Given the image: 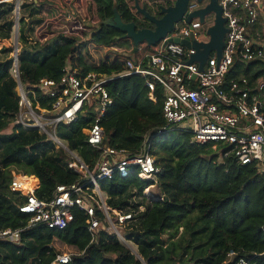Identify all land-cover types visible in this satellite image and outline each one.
<instances>
[{
	"label": "trees",
	"instance_id": "obj_1",
	"mask_svg": "<svg viewBox=\"0 0 264 264\" xmlns=\"http://www.w3.org/2000/svg\"><path fill=\"white\" fill-rule=\"evenodd\" d=\"M83 1L92 5L99 20L90 35L80 37L59 30L44 41L30 40L26 32V18L40 20L34 16L41 12L43 3L26 0L21 6L30 12L20 18V80L26 90L37 91L42 106L48 105V99L36 88L42 78L59 80L68 68L81 76L91 71L117 74L127 68L129 59L138 61L156 50L144 41L134 54L133 40L104 23L113 17L116 4L125 22L135 21L138 28L151 27L134 4L128 0ZM14 8L12 1L0 2V229L23 231L18 242L0 240V264H50L58 253L53 246L55 238L75 246L80 253L67 264H234L228 258L231 249L238 252L236 258L243 256L252 264H264V173L233 158L217 162L209 145L192 141L187 131L160 133L166 124L163 89L158 86L151 96L146 78L136 74L108 83L113 102L102 125L103 146L126 149L131 154L140 152L149 136L151 153L161 169L157 187L163 199L149 202L146 213L125 232L137 245L140 257L103 229L93 238L88 216L77 206L72 208L73 221L64 229L43 223L28 225L31 215L20 210L24 197L10 189L14 172L38 177L36 194L41 199H50L58 185L75 182L78 173L68 166L63 149H57L37 129L24 128L17 121L21 96L12 73L16 62L11 39ZM257 24L251 29L255 37ZM243 76L251 81L264 78V62L246 64L238 55L227 79ZM91 119V115L81 116L70 125L58 126L59 137L88 163L101 152L85 139L83 128ZM150 183L135 174L119 173L101 180L115 208H125L133 191L143 194ZM97 217L103 219L100 212Z\"/></svg>",
	"mask_w": 264,
	"mask_h": 264
},
{
	"label": "built area",
	"instance_id": "obj_2",
	"mask_svg": "<svg viewBox=\"0 0 264 264\" xmlns=\"http://www.w3.org/2000/svg\"><path fill=\"white\" fill-rule=\"evenodd\" d=\"M4 1L15 3L13 12L15 18L20 19L21 6L26 0H0ZM77 1H69L65 10L66 18L72 22L81 15ZM262 1L219 0L227 27L222 56L218 59L213 51L203 70L199 69L198 62H188L195 54V48L175 39L191 40L193 36L198 42H209L208 29L214 24V13L211 20L209 14L206 15L204 22L198 17L189 22L185 15L155 45L154 52L145 54L138 61L129 59L127 68L120 73L108 75L91 71L81 76L77 70L68 68L59 80L42 78L36 88L48 99L46 106L37 100L35 89L26 90L19 86L18 123L24 128L37 129L57 148L63 149L69 158L68 166L78 173L75 182L60 184L50 199H41L36 194L40 186L39 178L14 172L10 189L24 197L20 210L31 215L28 225L43 223L49 228L64 229L73 221L72 208L77 206L88 216L87 225L93 238L103 229L116 235L125 245L134 243L127 239L125 232L146 213L149 202L163 199L152 191L158 184L161 169L151 153L149 136L143 149L131 154L126 149L103 146L102 125L113 102L107 89L108 83L132 74L146 78L151 96L158 86L163 89L166 124L159 129L160 133L187 131L192 135V141L209 145L217 162L233 158L240 164L254 165L260 173H264V78L258 77L255 81L247 76L227 79L238 55L246 64L264 62V43L251 33L259 21ZM200 6L197 0H191L189 12ZM12 73L18 78L17 66ZM89 115L92 119L83 128L85 139L91 146L101 149L99 157L91 163L86 162L58 135L59 125H70L79 117ZM116 173L121 176L135 174L151 183L143 194L134 190L125 208H115L109 203L110 196L102 188L101 180L111 179ZM32 177L37 179L33 187ZM97 212L103 215V219L97 217ZM22 231V228L0 229V240L18 242ZM77 254L80 253L58 250L50 264H67ZM237 255L238 252L231 249L228 252L229 261L252 264L243 256L236 258Z\"/></svg>",
	"mask_w": 264,
	"mask_h": 264
},
{
	"label": "water",
	"instance_id": "obj_3",
	"mask_svg": "<svg viewBox=\"0 0 264 264\" xmlns=\"http://www.w3.org/2000/svg\"><path fill=\"white\" fill-rule=\"evenodd\" d=\"M159 1V0H158ZM191 0H175L172 5L161 6L160 13L161 18H157L153 15L147 8V5H141L139 0H135L136 11L142 14L146 19L154 23V27H141L138 28L135 21L125 22L122 19L121 14L117 10V5H114V15L111 18L104 20V23L115 27L125 35L131 38L135 44L134 54L138 51L140 43L146 41L149 46H155L161 41L170 31L175 28V24L179 22L185 15L187 16V21L191 22L194 18L198 17L202 22L205 21L206 15L215 14L214 24L209 27L208 34L210 35L209 42H198L193 36L191 40L175 39L176 42H182L188 46L195 48L196 52L188 60L191 62H198L199 69L203 70L204 65L210 56V54L215 51L218 59L222 56V50L224 47V38L227 32V27L225 25L226 18L223 16V7L220 5L219 0H197L198 4L201 6L189 12V5ZM19 18H15L16 26L19 25ZM31 26V21L29 22L27 34ZM18 40H16L14 58L15 64L18 68ZM19 73V68H18ZM19 86L22 85L20 80V75L17 78ZM134 253V252H133ZM139 255L138 253H134Z\"/></svg>",
	"mask_w": 264,
	"mask_h": 264
},
{
	"label": "rangeland",
	"instance_id": "obj_4",
	"mask_svg": "<svg viewBox=\"0 0 264 264\" xmlns=\"http://www.w3.org/2000/svg\"><path fill=\"white\" fill-rule=\"evenodd\" d=\"M36 1V0H35ZM43 3L41 12L36 14L34 18H40V20H32L31 18L27 17L26 21L28 25L26 30L28 29L29 22L31 21V26L29 28V35L31 36L29 39L31 40H41L44 41L45 39L52 37L54 34H57V31L62 30L65 31L67 34H73L77 36H89L90 30L95 28L99 23V20L96 16V13L93 10L91 4L87 5L86 1L78 0L77 1V9L80 10L81 15L77 18V21L72 22L69 21L65 16V10L68 6V2L71 0H37ZM140 4L149 2V0H139ZM128 2L133 5L134 0H128ZM29 8H24L20 11V17L23 15H28ZM261 17L259 16V21L257 27L255 29V34L257 35V39L260 42L264 43V0L262 1L261 6ZM209 20L213 18L212 14L208 16ZM15 20V15H14ZM16 24V21H15ZM12 29V43L15 47L16 40H18V48L20 51L21 48V22L19 20V25H15ZM205 38V35L202 36ZM14 57V52L12 53ZM16 65H14L15 67ZM6 131H11V129H7ZM56 145V144H55ZM58 149V148H57ZM213 154V151L212 153ZM69 161V160H68ZM66 163V162H65ZM17 172V171H15ZM157 187V186H156ZM153 188V193H159V189ZM158 189V190H157ZM164 239L168 238V235H163ZM54 244L60 252H78L75 246L67 245L62 243L58 238L54 239ZM128 246V245H127ZM132 252L138 253L137 245L132 243L128 246ZM139 256V255H138ZM140 257V256H139Z\"/></svg>",
	"mask_w": 264,
	"mask_h": 264
},
{
	"label": "flooded vegetation",
	"instance_id": "obj_5",
	"mask_svg": "<svg viewBox=\"0 0 264 264\" xmlns=\"http://www.w3.org/2000/svg\"><path fill=\"white\" fill-rule=\"evenodd\" d=\"M175 2V0H149V2L147 3H143V5L147 4L150 12L155 15L157 18H161L162 14L160 13V7L161 6H169L172 5ZM135 3V0H134ZM143 16V15H142ZM144 17V16H143ZM145 18V17H144ZM146 19V18H145ZM148 20V19H147ZM149 21V20H148ZM152 26L151 28H153L155 25L153 22L149 21Z\"/></svg>",
	"mask_w": 264,
	"mask_h": 264
},
{
	"label": "bare ground",
	"instance_id": "obj_6",
	"mask_svg": "<svg viewBox=\"0 0 264 264\" xmlns=\"http://www.w3.org/2000/svg\"><path fill=\"white\" fill-rule=\"evenodd\" d=\"M31 183H32V187H33V186H34V184H36V183H37L36 179L32 177V179H31ZM156 188H157V187H156ZM157 190H158V189H157Z\"/></svg>",
	"mask_w": 264,
	"mask_h": 264
},
{
	"label": "crops",
	"instance_id": "obj_7",
	"mask_svg": "<svg viewBox=\"0 0 264 264\" xmlns=\"http://www.w3.org/2000/svg\"><path fill=\"white\" fill-rule=\"evenodd\" d=\"M262 6V5H261ZM261 10V9H260ZM260 17H261V11H260ZM256 29V28H255Z\"/></svg>",
	"mask_w": 264,
	"mask_h": 264
}]
</instances>
